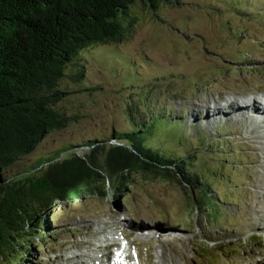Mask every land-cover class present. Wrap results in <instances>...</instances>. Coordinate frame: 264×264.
<instances>
[{
  "label": "rangeland",
  "instance_id": "rangeland-1",
  "mask_svg": "<svg viewBox=\"0 0 264 264\" xmlns=\"http://www.w3.org/2000/svg\"><path fill=\"white\" fill-rule=\"evenodd\" d=\"M123 25L128 33L122 43L92 46L68 69L74 75L81 70L78 82L61 86L67 94L59 109L73 121L48 134L2 179H19L56 150L84 155L90 140L117 145L112 134L130 128L126 111L137 106L140 112L146 104L181 123L184 137L157 141L185 157L186 172L208 181L214 193L199 182L188 187L183 180L138 179L119 198L57 204L37 223L48 250L34 247L30 261L18 264H91L103 254L113 259L114 238L137 264H264V127L231 118L214 123L208 116L217 108L228 113L219 104L227 92L264 97V0H176L154 10L137 3ZM208 192L216 200L204 199L211 217L200 203ZM23 239L28 245L40 240Z\"/></svg>",
  "mask_w": 264,
  "mask_h": 264
},
{
  "label": "trees",
  "instance_id": "trees-1",
  "mask_svg": "<svg viewBox=\"0 0 264 264\" xmlns=\"http://www.w3.org/2000/svg\"><path fill=\"white\" fill-rule=\"evenodd\" d=\"M137 3L154 10L175 5L176 0H0V264L28 262L34 247L48 250L37 223L42 212L48 216L57 204L119 198L134 190L138 179L178 184L183 180L188 187L199 182L214 193L208 181L186 172L185 157L175 156L157 141L184 137L178 133L181 123L153 113L154 106L146 104L140 112L137 106L126 111L130 128L112 134L117 145L90 140L84 155L74 148L56 150L37 159L19 179H2L3 172L32 153L48 134L73 121L59 109L67 94L61 86L78 82L81 70L74 75L68 69L77 66L92 46L122 43L128 33L123 20ZM204 199L216 200L209 192L200 195L211 217ZM25 236L40 240L28 245ZM7 257L13 260L5 262Z\"/></svg>",
  "mask_w": 264,
  "mask_h": 264
},
{
  "label": "bare ground",
  "instance_id": "bare-ground-1",
  "mask_svg": "<svg viewBox=\"0 0 264 264\" xmlns=\"http://www.w3.org/2000/svg\"><path fill=\"white\" fill-rule=\"evenodd\" d=\"M257 99L260 101V102H263L264 103V98L263 97H257ZM237 108H238V106H237ZM230 109L231 110H227L228 111V113H224L223 111H220L218 108L217 109H215V111L213 112V113H210V114H208V116H209V119L212 121V122H214L215 120H218V119H220V120H224V119H230V120H233L234 119V121H236L237 119H238V115H239V118H243V119H245V121L246 122H248V119H246V118H244V116L242 115V111H237L236 110V105L235 106H231L230 107ZM257 108H255V107H252L251 108V111H249L251 114H258L259 112H257ZM242 120V119H241ZM249 122H254V120H250ZM215 123V122H214ZM213 123V124H214ZM262 127H264V126H262ZM262 139H264V137L262 136ZM261 146H263L264 144H260ZM258 143H255V144H253V147H252V145H251V147L253 148V150H257L258 149ZM260 148V147H259ZM263 148V147H262ZM261 148V149H262ZM263 150V152H264V148L262 149ZM260 219L262 220L263 219V217H260ZM262 231H264V229H262ZM124 256V258H122ZM103 257H104V255H103ZM77 258H78V260L80 261V259L82 258V256H77ZM126 258V255H125V252L123 253V254H121V256H120V258H119V260H123L124 261V259ZM98 259H94V258H92L91 257V259H90V261H92V263L91 264H96V261H97ZM161 260V259H160ZM77 263V262H76ZM79 264H87V262H85V261H81V262H79ZM108 264H112V261H108ZM124 264H127V263H125V261H124ZM128 264H135L134 262H132V261H129L128 260ZM161 264H178V262H176L175 260H173V261H170V260H164L163 262L161 261Z\"/></svg>",
  "mask_w": 264,
  "mask_h": 264
}]
</instances>
